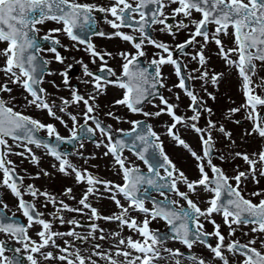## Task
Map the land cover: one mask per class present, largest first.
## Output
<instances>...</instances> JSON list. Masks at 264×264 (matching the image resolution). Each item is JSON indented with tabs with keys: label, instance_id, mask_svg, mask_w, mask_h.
Listing matches in <instances>:
<instances>
[{
	"label": "snow or ice",
	"instance_id": "6c2138e0",
	"mask_svg": "<svg viewBox=\"0 0 264 264\" xmlns=\"http://www.w3.org/2000/svg\"><path fill=\"white\" fill-rule=\"evenodd\" d=\"M97 14L110 26V31L96 30ZM48 22L54 26L41 35L40 25ZM155 25L160 26L159 31L173 36L181 29H188V35L170 46L152 35L157 31ZM61 36L71 43H64ZM93 36L118 38L131 45V50L121 48L113 53L98 49ZM197 36L202 38L198 50L188 55L198 61L200 68L192 71L198 72L205 84L219 85L224 73L210 72L205 56L206 45L213 42L225 65L237 73L243 97L242 103L227 108L225 115L232 119L233 114L244 110V118L250 123L240 139L257 138L259 143L254 150L230 151L227 156L216 151L214 132L219 131L235 145L232 132L213 119V108L188 86L187 81L195 77H186L181 72V62L174 55L175 51L183 54L185 46H195ZM223 38H230L231 46L225 44ZM0 42L4 44L0 48L3 57L0 73L4 76L0 92L11 93L13 85L21 87L26 93L21 108L31 106L51 118L45 122L18 110L13 104L15 97L0 96V186L17 198V210L25 218L21 221L14 212L5 211L8 204L0 199V233L3 234L0 264H24L22 256L26 257V264L50 261L58 264H264V187L259 186L264 178V76L259 77L258 83L254 81L258 69L264 70V0H107L106 3L100 0H0ZM146 44L158 51L142 63L140 58L145 56ZM81 45L92 63L100 61L97 71L90 69L83 59L79 61L83 75L88 77L81 78V82L91 86V91L86 93L69 82L71 63L59 69L50 67L53 63H65L67 57L61 49L67 52L70 47L78 49ZM114 56L120 58L118 71L108 63ZM166 63L174 66L178 87L190 98L187 104L190 116L178 112L179 105L159 90L165 86L161 68ZM149 67L154 71H149ZM56 74L60 83L55 79L46 81L47 76ZM45 83L57 90L63 86L69 90V95L58 96L57 103L49 98ZM109 85L120 92L118 98L113 99V105H123L130 113L142 117H160L161 114L169 117L170 122H164V131L190 155L196 170L194 176L187 175L169 156L160 133L148 120L123 117L131 127L113 129L96 115L99 108L96 99ZM203 91L215 100L213 92L207 88ZM176 98L179 100L178 93ZM149 103L154 110H145L144 105ZM80 104L83 105L80 111L69 108ZM202 112L207 113V119L200 126ZM105 115L122 119L114 110ZM56 121L67 129L68 135L60 133ZM181 127L185 133L195 135L199 150L181 134ZM40 130H44L46 136H40ZM97 132L99 139L94 135ZM83 139L105 147L103 155L111 154L120 182L77 167L69 160V154L61 150L62 142ZM30 145L43 147L58 161L60 172L74 175L76 183L85 184L77 207L31 183L23 184V177L17 173L9 155L28 156L32 163H38L39 157ZM14 146L22 151L16 152ZM125 150L144 167L129 160L124 155ZM76 154L83 157V153ZM236 158L246 167L236 165L231 175L214 162V159ZM43 174L48 175L46 170ZM34 175L40 176L41 172ZM249 180L256 185L254 190L247 189ZM101 188L109 194L118 212L104 215L90 202L92 196L103 198ZM153 192L157 195H152ZM24 193L30 194L32 199H25ZM71 194V187L64 188V196L71 197ZM39 196L45 203L54 205V211L48 214L52 219L44 218L37 210L35 201ZM120 196L125 203H121ZM85 209L89 210L88 219L93 222L81 232L76 229L80 222L75 218L65 219L64 211L82 213ZM133 213L142 215L138 217ZM217 215L220 222L215 218ZM99 220L117 222V230L106 233L97 223ZM54 221L73 227L56 231L52 227ZM155 221L165 223L163 233L151 227ZM206 222L212 226L210 231L205 228ZM33 228L35 236L30 234ZM124 228L129 234H124ZM237 232L240 236H235ZM109 238L111 244L105 248L101 242ZM57 239L62 243H57ZM169 240L179 242L188 250L196 244L202 245L208 255L170 247L166 244ZM9 241H14L15 246Z\"/></svg>",
	"mask_w": 264,
	"mask_h": 264
},
{
	"label": "rangeland",
	"instance_id": "374dc122",
	"mask_svg": "<svg viewBox=\"0 0 264 264\" xmlns=\"http://www.w3.org/2000/svg\"><path fill=\"white\" fill-rule=\"evenodd\" d=\"M199 40L201 41V39H199ZM227 43L231 44V39ZM207 45L209 47V51L211 52L210 56H212L208 59V64H207L208 70L211 72L210 67L218 68L219 71L227 73L226 74L227 78L223 79L219 83L218 86H213L211 83L205 84L202 80H200L199 79V73H198V75H197L198 80H197V85H196L195 91L199 94V96L204 98V100L207 102V104L209 106H211L213 108V119H215L218 123H223L225 125L226 129L231 130L232 139L235 141V145H232L226 137H224L221 133H219V131H215L214 132V136L216 138L215 139L216 140L215 145L220 150V152L221 151L224 152V154L226 156H227L228 152H230V151L241 150V149L248 150V151L254 150L259 143L257 138L245 137L243 141L240 139V136L244 132V129L247 128L249 126V123H250L246 118H244L245 117L244 110L241 109L240 112L233 114L232 119L227 118L225 115L227 108L239 105L240 103H242V100H243L242 94L240 92V89H239V86L237 83V80H238L237 73L233 69L228 68L223 63V59H221V57L218 55L217 49H216L213 42L210 41ZM0 62H2V61L0 60ZM257 64L259 65L260 62L257 61ZM170 74L171 73L168 72V75H170ZM260 76H264V70L258 69V73L254 77V81L259 82ZM227 79H231L232 81H234V83L231 85H228ZM58 81L61 82L59 76H58ZM204 88H207V90L210 92L214 91L216 100H211V98L207 97L206 93L203 91ZM62 89H63V86H61V89H59V90L53 88L56 97L52 96L51 100H57V97L63 93ZM181 98H183V97H181ZM97 100H98V102H97ZM96 102L99 103V105H100V108H98L100 115H102L105 119L110 120L109 123L114 125V118L104 116V114L106 112H108L110 109L114 110V107L116 105H114V107H113L112 102H106L101 97V95L99 97H97ZM57 103H58V100H57ZM157 103H159L158 100H157ZM178 103L180 104V109L178 112H181V113H184L185 115L190 116L191 112L187 108V106L185 105V101H178ZM117 109H118L119 113H124L125 117H127L128 119L131 116L127 111H124L123 106H121V107L118 106ZM70 110H71V108H70ZM145 110L152 111V110H154V106L152 104H149L145 108ZM118 112L115 111L116 114H119ZM140 117H142L140 114L133 115V118H140ZM65 118L67 119V117H65ZM206 119H207V113H205L204 117H201V119L199 120L200 126L204 125ZM240 119L243 120V123L241 125L235 123L236 120H240ZM150 120L153 123V125L155 126V129L160 133L161 139H162L164 146L166 147V150H167L168 154L170 155V157H172V159L175 158L178 165L184 169V171L186 172L187 175L194 176L196 174V170L194 168V161L192 160L190 155L182 147L177 146L171 137L166 135V133L164 131V123L161 125L160 122H157V117H151ZM165 120L169 121V117L167 115H165ZM115 127L116 128H129V127H131V125L127 122V120L123 119V117H122V119L119 120V122H115ZM180 131H181V134L185 136V139H187L189 141V143L193 144V146L196 147L197 150H199V144L197 142L195 135L185 133L183 127L180 128ZM80 144H82L83 147L78 146L75 149V151L72 152L71 156L69 157V160H71L75 165H77V167L88 168L89 171L96 172L100 175H103L106 177V179H110V180L120 182L121 178L118 175L119 170L117 168L113 167L111 154L103 155V153L106 151V149L103 145L97 147L95 143L87 142V141H81L79 143V145ZM38 150L40 152V160L43 163L45 161H51L52 165H53L54 160L49 158L50 156L46 152V150H43L41 148H39ZM93 152L96 154L95 156L90 155ZM76 153H83V157L77 155ZM124 155H126L129 160H131L135 163H140L141 167H144L142 162L137 160L136 157L132 153L125 150ZM215 161L220 162V160H218V159H215ZM224 162L227 163V165L229 167V172H231V173H232L233 168H235L236 165H240L241 168L246 167L245 163L240 158H236L235 160L228 159ZM54 164H56V163L54 162ZM46 171H47L50 179L54 178V180H58L60 178H63L65 180L64 183H62V190L60 191V197L63 198L65 202L67 200H69L68 203H74L75 207H77L78 206L77 201H78L80 195L82 194L83 190L86 187L85 184L83 182L76 183L75 179H74V175L62 173L59 171L58 167L55 168L52 166V169L50 171H48V170H46ZM263 181H264V178H262L260 180V183ZM248 182H250L252 184L251 180H249ZM66 187H71V189H72L71 197L67 196L68 198H66L63 195V190ZM99 187H101V186H99ZM101 190H102V188H101ZM154 194L157 195V193H154ZM102 196H103L102 199H97L95 196L90 197V200H92L93 204L98 208L99 211L103 212L104 215H109L113 212L119 211L117 206L115 205V203L109 198L108 193H106L102 190ZM119 198L121 199V203L126 202L124 200L123 196H120ZM204 198L205 197L202 194L201 200H203ZM201 206H204V205L201 204ZM52 210H54V205L52 207ZM89 214L90 213L88 211L84 210V212L80 213L79 215L88 217ZM133 214L137 215L138 217H140L142 215L140 213H133ZM73 216H75V214H73V212L71 213L70 211H67V210L64 211L65 219H72ZM215 218L217 219V222H220V217L218 215L215 216ZM97 223H99L100 226L105 229L106 233L108 231H116L117 230V222H115V221L99 220ZM70 226L71 225H66L65 230L67 228H69ZM151 227L155 228V229L156 228H158V229L164 228L165 229L166 225L163 221H155L151 224ZM205 228H206V230L210 231L212 226H211V224L206 222ZM222 229L225 231V234H226V228H223V226H222ZM123 232H124V234H129V230L127 228H124ZM97 235H99V233H97ZM235 236H240V232H237L235 234ZM213 242H214V240H213ZM110 244H111V239L109 238L106 241V247L110 246ZM166 244L170 247H180L181 250L185 251V252L191 251L197 255H205V256L208 255L207 249H205L202 245H199V244L194 245L193 248L190 250L186 249L183 245H181L177 241L169 240V241H166Z\"/></svg>",
	"mask_w": 264,
	"mask_h": 264
},
{
	"label": "flooded vegetation",
	"instance_id": "af4514ba",
	"mask_svg": "<svg viewBox=\"0 0 264 264\" xmlns=\"http://www.w3.org/2000/svg\"><path fill=\"white\" fill-rule=\"evenodd\" d=\"M100 2L106 3L107 0H100ZM51 26H54L51 22H48V23H46L44 25H40V27L42 29L41 35H42L43 31H46L47 28L51 27ZM156 26H158V25H155L153 27L156 28ZM100 29H103L104 31H110L111 30L110 26L107 25V24L104 25ZM158 31H159V29H157V31L153 32L152 35L156 39H160V40L166 41V37L165 36L164 37H160ZM180 31L177 32L174 37H178L179 34H180ZM61 40L64 43H69L67 41L66 37H64V36H61ZM93 41L96 44V46L98 47V49H107L108 51H111L113 53L118 52L121 48H128V49L131 50V45L126 44L123 41H120L118 38L109 39V38H106V37L95 36L93 38ZM3 46H4V44L1 43L0 44V48H2ZM44 46L47 47L48 45L46 44ZM144 48H145V56L143 58H144L145 61L146 60H150L152 58L153 54L158 51L152 45H147L146 44V45H144ZM76 50H80V51L76 52ZM61 51L66 57H69V58H73V57H77V56L82 57L83 60H85L84 63H87L89 68L92 69V70H98L99 69L100 61L97 59L95 63H92V61L89 58V54L84 51V46L83 45H81L80 48H78V49L70 47V49L67 52H64L63 49H61ZM46 55L50 56L51 53H47ZM0 58L2 59L3 57L0 56ZM119 62H120V58L118 56H114V58H110L108 60V63L112 67L117 68V71L119 70L118 69V63ZM66 63H67V61H65L64 64H58L59 68L66 67ZM166 64H169L170 66H172L174 68V66L172 64H170V63H166ZM166 64H164L163 66H165ZM79 65H80V63H79ZM80 68H81L80 71L75 73L73 75V77H74V79H75V77H77V79H75V80H77V82L79 84L80 91L82 92V88L84 86V83L81 82V78L88 79V77H85L83 75V70H82L81 65H80ZM48 77H50V76H48ZM3 79H4L3 73H0V81H3ZM48 80H50V79L47 78L46 81H48ZM169 86H171V90H169ZM169 86H164L163 87L164 91L166 93H169V94H173L179 88L178 87V83L176 81H172V80L169 82ZM44 87L48 89V92L50 94L49 84L45 83ZM0 95L4 96L5 98H7L8 96L15 97V99L13 100V104L16 105L18 110H24L28 114H31V115L39 118V119H42L45 122L50 120V118L47 116L46 112H43V111H41L39 109H34L31 106H28V107H25V108H21V105L25 104V101H24L23 97L26 95V93L24 92V90L21 87H19L17 85H13L12 86V92L11 93H2V92H0ZM40 131H41L42 134H44L46 136V132L44 130H40ZM9 158L11 160H13V162H14V164L16 166L17 172L23 176V179L26 182L31 183L30 180L34 181L33 180V178H34L33 174L31 173V171L29 170L28 167L23 166V162L22 161L18 160L15 155H11V154L9 155ZM0 190H1V186H0ZM21 191H23V189H21ZM0 192L2 194V198L1 199H3L8 204V208L5 209V211H7L9 214H12L14 212L16 217H20L21 221H24L25 218L23 217L22 213L17 210V207H16L17 206V198L14 197L13 199L12 198L9 199V198L6 197L4 192H2V191H0ZM24 194H26V193H24ZM30 234L35 236V228L30 230ZM0 237H3L2 233H0ZM9 244L15 246V242L14 241H9ZM21 260H22V262H25L26 258H21Z\"/></svg>",
	"mask_w": 264,
	"mask_h": 264
},
{
	"label": "water",
	"instance_id": "95a60500",
	"mask_svg": "<svg viewBox=\"0 0 264 264\" xmlns=\"http://www.w3.org/2000/svg\"><path fill=\"white\" fill-rule=\"evenodd\" d=\"M163 233V232H162Z\"/></svg>",
	"mask_w": 264,
	"mask_h": 264
}]
</instances>
